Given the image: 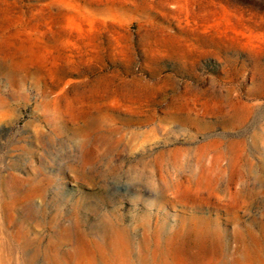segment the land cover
Segmentation results:
<instances>
[{
    "label": "rangeland",
    "instance_id": "1",
    "mask_svg": "<svg viewBox=\"0 0 264 264\" xmlns=\"http://www.w3.org/2000/svg\"><path fill=\"white\" fill-rule=\"evenodd\" d=\"M112 253L264 264V0H0V264Z\"/></svg>",
    "mask_w": 264,
    "mask_h": 264
},
{
    "label": "bare ground",
    "instance_id": "2",
    "mask_svg": "<svg viewBox=\"0 0 264 264\" xmlns=\"http://www.w3.org/2000/svg\"><path fill=\"white\" fill-rule=\"evenodd\" d=\"M227 167V166H226ZM224 170H225V168H223V169H221V171H220V174L218 175V178L221 180L222 179V173L224 172ZM226 173V172H225ZM231 180H232V178H231ZM224 182V181H223ZM213 188V187H212ZM215 191H218V192H220V191H223V192H225V194L227 195V199L226 200H228V199H230L231 197H233V196H239V195H241V190L240 189H237V188H235L233 185H232V183L230 184V183H226L225 182V184H223V183H218V182H216L215 183V185H214V188H213ZM222 193V192H221ZM250 193V192H249ZM216 194V193H215ZM218 194V193H217ZM228 203H229V201H228ZM226 207H227V203H226ZM100 249L103 251L104 249H103V247H100ZM105 252V251H104ZM105 254H106V252H105ZM112 256H111V258H110V256H108V255H106V257H107V259H109V260H111V261H109L111 264H114L113 262H115V260H118V258L116 257V255H115V253H112L111 254ZM96 260V259H95ZM104 262V261H103ZM117 264H124V263H122L121 261H119V263H117ZM223 264H231L228 260H225V262L223 263ZM240 264V263H239Z\"/></svg>",
    "mask_w": 264,
    "mask_h": 264
}]
</instances>
